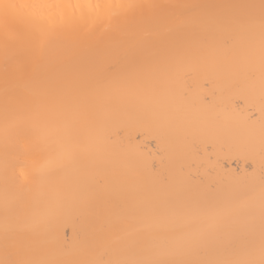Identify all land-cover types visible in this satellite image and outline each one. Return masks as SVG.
Masks as SVG:
<instances>
[{
	"label": "bare ground",
	"instance_id": "obj_1",
	"mask_svg": "<svg viewBox=\"0 0 264 264\" xmlns=\"http://www.w3.org/2000/svg\"><path fill=\"white\" fill-rule=\"evenodd\" d=\"M0 3V264L264 261V0Z\"/></svg>",
	"mask_w": 264,
	"mask_h": 264
},
{
	"label": "snow or ice",
	"instance_id": "obj_2",
	"mask_svg": "<svg viewBox=\"0 0 264 264\" xmlns=\"http://www.w3.org/2000/svg\"><path fill=\"white\" fill-rule=\"evenodd\" d=\"M19 7H30L33 9H39L37 12L38 18L42 21L43 25L48 31H54L63 22V17L58 15L54 9L62 7L57 4H42V5H30V6H18L13 4L0 3V24L7 28L10 24L19 20V15L14 9ZM98 13V19L106 18L109 21L114 19H127V17L134 13L137 8L143 7L142 5L134 3H104L89 5ZM236 264H251V262H236ZM264 264V261L261 262Z\"/></svg>",
	"mask_w": 264,
	"mask_h": 264
}]
</instances>
